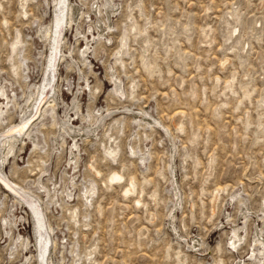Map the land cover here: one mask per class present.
Instances as JSON below:
<instances>
[{"label":"rangeland","instance_id":"obj_1","mask_svg":"<svg viewBox=\"0 0 264 264\" xmlns=\"http://www.w3.org/2000/svg\"><path fill=\"white\" fill-rule=\"evenodd\" d=\"M67 4L36 144L23 135L3 165L43 200L47 264H264V0ZM55 7L0 0V137L46 76ZM38 254L0 182V264Z\"/></svg>","mask_w":264,"mask_h":264},{"label":"bare ground","instance_id":"obj_2","mask_svg":"<svg viewBox=\"0 0 264 264\" xmlns=\"http://www.w3.org/2000/svg\"><path fill=\"white\" fill-rule=\"evenodd\" d=\"M55 4L56 7L54 10L55 11L54 20L50 28L47 29V33L49 35L48 40L51 41L50 44H52V48L50 52V59H49V65L46 76L43 82L40 85H37L35 89L31 92L29 98L30 103L29 104L27 103L28 105L22 110V114L20 116L21 122L17 126H14L12 129L9 128L10 131L0 137V182L4 188L6 187V189L9 190L16 197L17 200L27 204V206L31 210V214L34 222V228H35V237L39 244V254H38L39 264L50 263L47 254L49 250V245L51 243L50 241L51 239L49 240L47 238L46 240L47 234H46V224L44 222L45 219L43 218V214L40 211V206H43L42 205L43 200L32 190L22 188L20 185L13 183L8 177V175L7 178L4 177L3 165L5 164L7 158L10 156V153L13 152L15 145L21 139H23L24 137L23 135H25L26 138L27 137L30 138V140L34 144H36V140L32 136V131H26V130L28 129L34 118L40 113L43 103L49 96L50 93L49 87L51 86L54 80V73L56 71V66H57L56 61L59 55V48L62 43L64 23L66 22V16H68V13L72 11L71 7L70 6L68 7L67 0H55ZM66 11L69 12H67L66 14ZM72 13L74 12L72 11ZM115 85L118 91L123 92L122 85L117 79H115ZM5 93L6 92L4 89L0 90L1 96H5ZM53 95H55V93ZM50 102L51 101H48L47 103H49L50 105ZM0 113L1 115L4 114V107L1 104H0ZM108 115H110V113H108ZM103 120L104 118L102 119V121ZM62 123L64 126V128L62 129H64L69 134L72 133L82 134L84 132L90 133V129L88 127L74 126V124L71 122V118L63 120ZM25 139H23V141ZM75 146H77V144ZM107 152L114 159H116L119 154L117 148L116 149L110 148L109 150H107ZM122 180H123V176L119 172H114V171L113 174L108 179L110 184L120 183ZM42 187L44 188V186ZM44 189L45 192L46 191L49 192L47 188ZM94 190H95L94 188H91L88 191L89 194L86 193L85 198L87 201H89L91 194L94 193ZM135 191H136L135 183L133 180H131L130 185L127 188H125L124 194L125 196H128L129 194L132 195V193H134Z\"/></svg>","mask_w":264,"mask_h":264}]
</instances>
